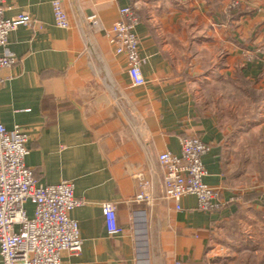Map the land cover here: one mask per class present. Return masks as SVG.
I'll return each mask as SVG.
<instances>
[{
    "label": "crops",
    "instance_id": "1",
    "mask_svg": "<svg viewBox=\"0 0 264 264\" xmlns=\"http://www.w3.org/2000/svg\"><path fill=\"white\" fill-rule=\"evenodd\" d=\"M53 1L6 3V19L34 22L9 36L17 62L4 71L0 120L28 132L25 163L39 185L70 181L83 202L70 213L82 252L62 264H264V221L251 215L264 213V109L238 124L206 92L245 84L264 108V0L234 9L236 0H60L68 29L56 26ZM127 7L140 17V87L110 42ZM186 136L210 148L204 181L220 192L216 212L198 210L194 196L177 210L164 196L158 157L180 155ZM143 181L150 201L138 203ZM105 203L117 204L121 235H108ZM244 216L262 235L244 236L234 256L231 226Z\"/></svg>",
    "mask_w": 264,
    "mask_h": 264
},
{
    "label": "built area",
    "instance_id": "2",
    "mask_svg": "<svg viewBox=\"0 0 264 264\" xmlns=\"http://www.w3.org/2000/svg\"><path fill=\"white\" fill-rule=\"evenodd\" d=\"M15 0H0V86L6 78L4 71L12 68L17 60L8 48L9 36L19 26H31L34 22L28 14L6 19V3ZM238 3L231 5L235 8ZM57 27L69 28V20L60 0L52 3ZM120 20L111 29V44L117 55L124 56L127 75L135 87L144 86L140 56V41L135 27L140 17L133 7L120 11ZM92 19H95L94 17ZM264 55V47L262 48ZM29 134L22 128L8 131L0 120V257L2 264H62L64 253L80 255L83 248L78 222L70 213L82 206L75 197V185L64 180L55 185H39L25 160L29 155ZM181 154L164 152L159 155V164L164 172L163 188L166 199L180 202L187 196L197 199V209L216 212L221 208L219 190L207 185L208 176L203 163L210 148L196 136L181 138ZM142 192L138 203L149 202L146 190L149 183H141ZM33 206L30 215L27 205ZM105 227L109 236H118L123 229L118 224V206L103 205ZM175 264H183L176 262Z\"/></svg>",
    "mask_w": 264,
    "mask_h": 264
},
{
    "label": "rangeland",
    "instance_id": "3",
    "mask_svg": "<svg viewBox=\"0 0 264 264\" xmlns=\"http://www.w3.org/2000/svg\"><path fill=\"white\" fill-rule=\"evenodd\" d=\"M234 3H238V5L235 7L237 8L239 6V0H236ZM231 7V6H230ZM234 9V8H232ZM264 45L260 48V53H262V48ZM242 90L237 89L235 85H231L229 83L227 84H209L207 85V96L211 97L213 94V101H210L209 106L212 109L220 108L224 115H226V119H231V121L234 119L239 123H243L246 119H253L256 118L255 114L260 115L261 111H263V104L261 105L260 100L255 101L253 98L250 97L249 94V88L245 84H242ZM248 91V93L246 92ZM255 116V117H253ZM234 117V118H233ZM233 118V119H232ZM257 119V118H256ZM251 215L253 217H256L259 219V222L264 221V213L260 212H252ZM239 222H235L231 227L233 228L230 233H233L234 240L232 243L233 248V254L234 256L238 255V252L243 251L244 245L242 243V239L244 236L249 237L250 234L255 233V236H258L261 238L262 230L261 227H249L250 221L248 218L246 219L242 217L238 220ZM264 235V234H263ZM240 262H244L243 257H240ZM254 264H257L255 261Z\"/></svg>",
    "mask_w": 264,
    "mask_h": 264
},
{
    "label": "trees",
    "instance_id": "4",
    "mask_svg": "<svg viewBox=\"0 0 264 264\" xmlns=\"http://www.w3.org/2000/svg\"><path fill=\"white\" fill-rule=\"evenodd\" d=\"M249 95L251 98H253V100L255 101H259L261 99V96H257V92L254 91L252 88H249Z\"/></svg>",
    "mask_w": 264,
    "mask_h": 264
}]
</instances>
